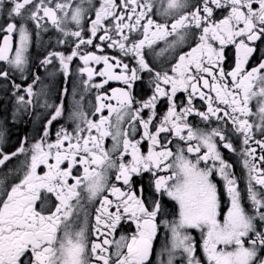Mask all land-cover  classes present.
Returning a JSON list of instances; mask_svg holds the SVG:
<instances>
[{"label":"snow or ice","instance_id":"obj_1","mask_svg":"<svg viewBox=\"0 0 264 264\" xmlns=\"http://www.w3.org/2000/svg\"><path fill=\"white\" fill-rule=\"evenodd\" d=\"M0 64V264H264V0H0Z\"/></svg>","mask_w":264,"mask_h":264},{"label":"flooded vegetation","instance_id":"obj_2","mask_svg":"<svg viewBox=\"0 0 264 264\" xmlns=\"http://www.w3.org/2000/svg\"><path fill=\"white\" fill-rule=\"evenodd\" d=\"M35 40V37H34ZM41 40H43L44 42H48L49 41V34L48 33H42L41 34ZM52 43H54V39L52 41ZM161 46L162 42H160ZM33 51H43L42 48H37L36 44H33ZM99 54V53H97ZM107 54L111 55V50H107ZM75 66V62L74 65ZM0 67H3L2 64H0ZM118 71V70H117ZM57 87H61L63 85V77L58 76L57 77ZM112 87H117L118 84L117 82H110ZM70 91V89H69ZM92 98L94 99V93ZM54 102L59 103L58 100L55 99V93L53 96ZM68 103H69V97H65L64 99V106L67 109L68 107ZM5 108H7V113L5 112ZM11 111H12V107H11V103L8 100V98L5 95L4 92V81L2 79H0V120H2L4 118L5 115L8 116V120L6 121V134H5V143L3 145V147L7 150H15V147L19 146V141L20 139L25 135L28 134L29 136L34 135V131L33 128L34 127H39V124L37 123L35 126L31 123L28 122H18V123H13L11 121ZM253 111H255V105L253 104ZM66 115V112H65ZM27 119V118H26ZM59 123H65V121L63 119L59 120ZM58 123L57 122H53L52 125V130L53 132L55 131V128L58 127ZM69 127H71L69 125ZM108 144L111 143L110 140L107 141ZM253 147H255V145H253ZM223 154L225 155V158L229 161V163L233 164V170L235 172V174L237 175V177L240 179V183L241 186H243V178H244V170L242 168V164L240 162V157L238 155H232L231 153H228L227 150H223L222 149ZM257 152L259 153V150L257 149ZM24 160L23 156H19V157H14L12 158L10 161L5 162L7 167H14L18 164H20L22 161ZM5 170V166H0V171ZM90 211H94V209L89 208ZM198 235V234H197ZM163 229L160 230V232L158 233L157 239L156 241H154L155 245L157 246V248L161 245V243H163Z\"/></svg>","mask_w":264,"mask_h":264}]
</instances>
